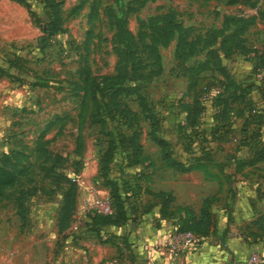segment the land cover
<instances>
[{
    "label": "rangeland",
    "instance_id": "obj_1",
    "mask_svg": "<svg viewBox=\"0 0 264 264\" xmlns=\"http://www.w3.org/2000/svg\"><path fill=\"white\" fill-rule=\"evenodd\" d=\"M25 1L28 5L0 0V264H71L70 246L80 247L72 254L75 263L85 262L86 243L94 235L92 200L108 195V178L125 180L132 213L151 202L153 197L141 192L145 178L140 171L162 165L152 133L167 138L177 158L202 159L212 172L205 176L217 185L212 206H228L247 177L255 196H263L264 161L238 172L229 162L233 153L248 154L254 131L243 127L238 111L247 112L248 101L264 93L263 74L256 78L251 61L234 53L223 59L222 71L218 66L201 71L198 86L208 83L211 95L196 125L184 124L178 101L193 92L182 67L204 58V47L213 46L231 24L229 16L253 15L244 32L246 43L264 50V0H58L60 29L54 32L46 22L55 0ZM165 20L178 29L166 27L173 36L155 46L152 25ZM124 28L130 37L119 35ZM179 33L196 42L181 45L175 58ZM124 70L144 74L135 79L143 107L134 94L117 95L113 116L104 123L93 120L89 81ZM243 81L252 89L240 97ZM108 129L125 134L139 129L153 163L124 166L133 159L126 144L105 160ZM104 162L110 166L106 173ZM212 183L203 191L214 188ZM68 190L70 208L62 217ZM194 200L195 206L201 202ZM226 218L232 221L230 212Z\"/></svg>",
    "mask_w": 264,
    "mask_h": 264
},
{
    "label": "trees",
    "instance_id": "obj_2",
    "mask_svg": "<svg viewBox=\"0 0 264 264\" xmlns=\"http://www.w3.org/2000/svg\"><path fill=\"white\" fill-rule=\"evenodd\" d=\"M28 3L25 0H19ZM58 0L53 1L51 6V16L46 22V28L49 32H54L60 29L59 14H58ZM231 24L227 26V29L223 32H219V38L214 42L213 46L204 47L205 56L202 59L193 60L191 63H187L182 67L184 74L188 79V88H193V92L189 99L179 98L178 105L183 111V122L186 125L194 126L199 122V117L206 110V101L210 99V89L208 83H203L198 86L200 80H202L200 73L212 66H218L219 69L223 70V59L231 56L234 53H240L246 56L252 63V75L256 76L258 71L263 70L262 74L264 77V50L257 48L256 46H249L246 43L244 32L254 22V16H229ZM170 26L176 28V24L170 25L168 20L162 23H154L152 25V38L151 43L153 45L165 44L173 36L172 30H166V27ZM119 35L130 37L131 33L127 28H124L119 32ZM196 42L195 39H188L186 33H179L176 37L174 46V57L178 53L179 47L183 44L185 46L193 47ZM208 42L207 38H204L203 43ZM191 44V45H189ZM152 45V44H151ZM184 46V45H183ZM158 55V53H157ZM226 72V71H225ZM228 75V72H226ZM141 72L127 73L124 71H116L114 73L104 74L101 77L100 82L90 80L87 87V93L89 98L93 100L90 108V117L95 121H101L104 123V119L113 116L114 110L118 109V103L115 99L117 95H132L134 94L137 98L138 104L143 107L144 100L140 91V85L135 79L138 76H143ZM88 77V76H86ZM228 77V76H227ZM261 78V77H258ZM232 82V80H231ZM243 93L252 89L251 82L243 81L238 86ZM261 91V86H257ZM230 95V94H229ZM237 94L233 96L236 98ZM227 97V96H226ZM224 97L223 103H228V99ZM247 112L238 111L239 114L243 115V127H252L251 131L253 134L249 136L248 140V154L246 156H238L233 153L230 163L233 164V171L238 172L246 165H256L257 162L264 160V93L260 92L259 97L253 102L248 101ZM127 109V108H126ZM84 115L80 117L82 121ZM242 127V128H243ZM254 129V130H253ZM108 135V144L103 151V158L108 159L116 149L122 148L125 144L131 147L133 150V159L127 161L124 166H129L134 163H141L144 166L153 163V159L143 149L142 142L140 140V130L132 129L129 134H125L121 130L112 131L111 129L105 130ZM252 133V132H251ZM114 135H116L114 137ZM150 139L156 143L159 147V158L163 165L173 167L180 171H186L193 168H201L204 173L211 175V171L205 166L201 158H195V160H182L173 155V150L170 146L169 141L164 136L152 133ZM123 145V146H122ZM221 164V163H220ZM223 165V164H222ZM124 166H118V169L122 170ZM103 170L105 173L110 170V166L107 162L102 163ZM140 173L144 175L145 184L142 189L144 192L151 195L155 200L144 205V210H148L153 204H159L160 212L163 216L173 218L175 223V230H191L199 237L207 235L214 231L216 221L215 215L212 210V201L215 198L214 193L206 194L200 203L198 210H195L190 203H173L174 195L170 190L158 189L154 190L149 186L150 173L141 170ZM122 182L125 180H121ZM122 182L116 181L115 178L111 177L107 179L109 184L108 197L112 206V211L109 213L99 212L95 209L89 211L90 222L93 228H91L94 234L100 241H104L106 238H101V230L104 225H122L128 220L135 219V213L128 210L127 205V192L122 186ZM67 200L62 210V217H64L69 210L70 191L67 192ZM242 234L244 239L248 243L261 242L264 245V208L257 212L248 223L243 225ZM110 237V236H109ZM196 240V241H197ZM263 258L260 264H264V253H261Z\"/></svg>",
    "mask_w": 264,
    "mask_h": 264
},
{
    "label": "crops",
    "instance_id": "obj_3",
    "mask_svg": "<svg viewBox=\"0 0 264 264\" xmlns=\"http://www.w3.org/2000/svg\"><path fill=\"white\" fill-rule=\"evenodd\" d=\"M243 154L237 153L238 156ZM263 161L246 167H260ZM246 167L243 169L246 170ZM150 175V188L170 190L175 204H191L196 202V197L202 200L206 194L214 193L217 187L207 179L201 168L180 171L162 164L153 169ZM258 181H261V177ZM242 182L245 184L238 186L237 192L229 198L231 200L227 197L231 201L228 206H212L216 221L214 231L199 237L194 243L179 246L175 253H171L167 247L175 231V223L173 218L163 216L159 204L155 203L148 210L135 213V219L125 224L102 226L101 238L106 239L100 241L94 234L86 243L85 262L79 260L77 264H255L250 261V255L264 253V245L261 242L248 243L243 237L241 224L264 208V193L257 198L253 181L247 177ZM210 183L214 188L203 191ZM141 192L144 190L141 189ZM154 200L151 198V202ZM200 203L197 206L193 203L195 210H198ZM228 212L232 221L226 218ZM77 249L80 247L70 246L69 259L72 260L68 262L71 264H76L72 254ZM66 258L68 260V256Z\"/></svg>",
    "mask_w": 264,
    "mask_h": 264
},
{
    "label": "built area",
    "instance_id": "obj_4",
    "mask_svg": "<svg viewBox=\"0 0 264 264\" xmlns=\"http://www.w3.org/2000/svg\"><path fill=\"white\" fill-rule=\"evenodd\" d=\"M257 77L262 76V72L258 71L256 73ZM93 209L103 212L109 213L112 211V206L109 200L108 195L101 196V197H94L92 200ZM73 227H76V224H72ZM197 240V235L187 229V230H175L172 234L171 240L168 241L167 247L171 253H175L177 248L184 244L194 243ZM263 258L261 254L258 253H251L250 261L254 262L255 264H260Z\"/></svg>",
    "mask_w": 264,
    "mask_h": 264
}]
</instances>
